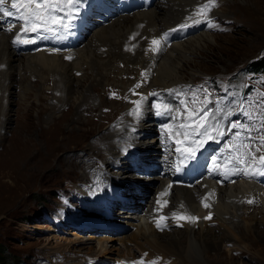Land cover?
Returning a JSON list of instances; mask_svg holds the SVG:
<instances>
[{"label":"rangeland","instance_id":"374dc122","mask_svg":"<svg viewBox=\"0 0 264 264\" xmlns=\"http://www.w3.org/2000/svg\"><path fill=\"white\" fill-rule=\"evenodd\" d=\"M204 5L213 8L214 15L207 13L208 9ZM168 6H172L170 8L172 10L177 6V1L171 0ZM31 7L34 8L35 5ZM193 8L187 21L189 23L195 20L194 23L199 22L198 27L201 28L176 41H184L204 32L211 39L195 44L193 50L181 55L184 75L176 82L177 85L164 88L165 90L162 86H153L145 91L148 77L145 76L136 57L130 55L127 56L129 63L125 64L121 60L116 62L118 68H122L118 69L119 71L129 68V72L119 74L111 72L104 78L97 75L100 81L93 83L94 79H92L89 86L86 85L82 104L79 99L74 98L71 89L65 87L55 72L45 73L43 66L37 61L29 63L26 75L25 72L21 74L12 72L9 75L4 64H0V264H69L68 261L59 262V252L66 250L70 255L88 257L86 264H104L102 259L96 262L90 259L93 252H100L96 244L98 239L104 241L107 246L100 255L104 256L107 253L108 256L113 257L124 255V261L119 263L122 264L127 260L125 245L135 250L136 243L143 244L141 238L131 237L134 228L123 222L128 218L125 216L127 213L129 215L135 212L124 206V196L128 194L127 197L131 199L130 193H136L140 199H136L134 205L146 210L159 185L153 180L151 173L157 176L159 172L161 174L171 170L167 167H146L137 162L140 168L139 171H135L131 164L132 157H128L126 159L129 164L123 166L126 167L123 173L117 167L110 166L108 170L106 169L113 175H123L128 179L124 181V187L115 181H110L112 187L120 186L123 189L121 196L116 198L115 206L106 209L103 213L89 210L86 207L84 194L86 190L95 188L97 190L100 188L101 191L107 190L98 175L94 174L90 180L86 179L92 174L91 167L98 169L103 166L102 162L107 163L105 155L101 154L108 151L109 143H112V134L107 133H113L117 129L123 130L124 126H120L118 120L121 121L126 115L132 116L136 110L141 111L144 109V104L148 106L151 102L148 99L150 93L155 90H160L159 93L163 94L162 91L169 89L167 94H170L172 88H175L172 96L165 95V105L171 106L172 112H176V115L174 113L172 119L165 118L159 123L166 125L165 127L169 125L168 128L173 132H167V139L171 136L174 138L179 136L177 129L182 125L192 128L205 123L204 120L200 123L199 120L196 122L191 118V115H194L192 106L197 105L191 104L195 97L194 101L198 102L195 110L207 109L209 118L207 122L218 121L221 131L225 132L224 135H217L215 139L220 143L225 139L226 131L233 130L230 132L232 136L226 138L225 142H230L236 149L238 148L240 140L233 135L238 129L227 126V120L231 121V125L241 118V122L248 123L247 116L240 112L238 102L244 101L247 106L249 98L251 101L264 98L260 95L264 93V70L257 73L248 67L251 62L264 54V0H211V2L203 0ZM89 29L80 47L93 34L95 27L92 25ZM98 37L99 43L108 40L103 36ZM14 49L18 55L35 50L16 47ZM102 49H105V46ZM131 53H133L132 49ZM122 64L128 67L125 68ZM105 70L107 69L103 71ZM112 90L117 96L111 95ZM74 99L76 102L78 100V103L73 102ZM205 100L208 103H204ZM178 101L181 106L177 104ZM150 107L152 109L151 104ZM128 108L133 109V112L128 113L130 111ZM187 109L190 110L185 112L184 110ZM114 110L120 111L119 118H116ZM151 112L153 115L147 116L142 121V133L138 139L135 138L144 146L141 147L136 142L142 153H147L145 157L152 155V147H149V144L159 130L157 121L152 120L154 110ZM150 121H152V130L149 127ZM49 122L52 124L46 128ZM19 129L24 131L20 132ZM211 130L214 133L216 131L215 128ZM164 133L165 131L160 132L159 136ZM19 135L31 140L29 142L31 147L29 146L30 150L23 161L13 162L11 165L12 142L23 139L19 138ZM253 137L257 140L255 146H260L255 132ZM154 148L157 151L158 146ZM218 149H220L219 144L215 150ZM214 152L209 153L208 160L213 157ZM88 154H92L94 158L89 157ZM259 155H264V147H261V151L257 153V156ZM96 157H102V160ZM162 169L164 171H161ZM254 170L256 169H249L250 172ZM246 178H255L259 185L264 186V177L255 173L248 176L242 173L230 174L226 181L222 182H237ZM255 198L258 203H252L249 213L258 212L259 215L253 222L254 226H251V232L242 229V220H234L231 216L229 218L231 224L229 223L228 228L222 229L212 224L215 226L210 231L214 236H209L210 233L207 232L203 234L204 238H215L214 244L217 247L207 246L203 249L202 245L193 244L189 254L171 245V248L181 254L175 257L171 255L163 260L160 254L155 253L159 256L155 258L156 262L153 264H264V201L260 194ZM231 200L233 202L229 201L228 208L241 215L244 203ZM249 200L253 199L249 197ZM179 208L181 211L186 210L183 205ZM113 218H119L118 222ZM103 222L106 223L104 224L106 227L100 225ZM158 229L161 233L159 238L163 241H167L174 234L176 236L179 231H187L178 224ZM229 231H233L235 235L232 236ZM195 232L193 230V234ZM143 245L149 247L146 243ZM133 253L132 260H139L140 252ZM146 257L142 258L146 259ZM109 263L115 264L111 259Z\"/></svg>","mask_w":264,"mask_h":264},{"label":"bare ground","instance_id":"6f19581e","mask_svg":"<svg viewBox=\"0 0 264 264\" xmlns=\"http://www.w3.org/2000/svg\"><path fill=\"white\" fill-rule=\"evenodd\" d=\"M170 1L171 0H138V8L132 9L130 12H125L122 10L121 6L116 4V1L114 6H112V0H83L80 12L76 17V20H79V25L76 29L73 28V31H69L66 33L65 37L61 39L46 40L45 42L52 45L53 48H40L41 46H44L40 45V41H31L29 42L31 46L39 48H35L33 52H27L23 55L21 53L20 55L16 54L17 51L15 52L14 49L16 47L14 39H16L17 35L22 33V29H24V27H21V25H24V22L20 20L17 14L7 17L6 19L4 16L2 17L3 14L0 13V64H4L6 72L9 75L12 72L19 74L25 72L26 75V68L29 66V63L37 61L43 66L42 69L45 73L55 72L57 77L62 80L65 87L67 89H71L74 98L80 100V103L83 95L86 94V89L92 79H94L93 83H98L99 77H97V75L104 78L108 73L111 74V72L114 74L126 71L129 72V68L119 71L122 68L119 69L116 65V62L119 60L122 62L124 61L125 64L129 63L127 60L128 55L136 57V61L139 66L141 64L140 67H142L145 76L148 77V82L145 84L146 87H144L143 84L145 91H147V89H151L153 86H162V89L169 88L181 80L184 75V66L181 64L180 60L181 55L185 54V52L189 53V51L193 50V46L195 44H198L201 41L204 43L205 40L211 39L209 38V35L204 32L198 33L195 37H191L184 41H176V39L190 34L189 32L195 31V27L190 25L187 21L188 16L193 12V6L197 3H202L203 0H176L177 6L173 7L172 10H170L172 6H168ZM10 2L11 0H9L8 3L9 9ZM102 6L109 7L106 14L102 12L105 11L101 8ZM207 9V13H210L211 16L214 15L215 11H213V8ZM100 13L102 15H100ZM18 20L22 23L18 22ZM92 25L95 27L93 34L86 39L87 41L80 47L82 39L87 35L90 30L89 27ZM181 25L183 26L181 27ZM175 26L177 27L173 28ZM197 28H201V26ZM157 33L158 35H156ZM165 34H167V36H165ZM98 36H101V38L103 36L106 40H108L106 42L99 43L98 41L100 39ZM31 38L32 36L27 39ZM153 39H157L159 43L157 45H152L151 41ZM66 44H68L65 46L66 48H61ZM104 46L105 49H102ZM131 49L133 50V53H131ZM152 49L158 50L153 51ZM89 58L94 59L88 60ZM123 67L125 66L123 65ZM126 67H128V65H126ZM104 69L107 70L103 71ZM97 71L98 73H96ZM159 92L161 91L155 90L152 93ZM111 95L117 96L116 92L113 90L111 91ZM75 99L73 102H76ZM76 103H78V100ZM179 103L180 102L178 101L177 104L180 105ZM143 107L144 109L141 111L136 110V112L134 110L135 112L132 116L126 115V117L124 116L125 118H122L121 121L118 120L120 126H124L123 130L117 129L113 133H107L112 134V143H109L110 148L108 151L101 153L105 155L107 163L102 162L103 166L98 167V169L91 167L93 170L91 172L92 174L89 175V177H86V179L90 180L92 175H98L107 190L101 191L100 188L98 190L95 188L85 191L84 195L85 202L87 204L86 207L89 210L103 213L106 209L115 206L116 198L120 197L123 192V189H121L120 186L124 187V181L128 179H126L123 175H113L107 171L110 166L117 167L119 171L123 173L126 169V167L124 168L123 166L128 163L126 158L132 157L131 164L135 171H139L140 167L138 163L145 165L146 167L149 166L153 168L167 167L168 170L173 171L177 169V165L179 164L181 158L180 153L176 152L175 149L179 147L183 150L189 147L192 138L179 135L176 138L171 136L168 140L167 132L170 131V128H168L169 125H167V127H165L166 125H161L158 127L159 130L157 134H155L150 141L153 144H149V147H152V155L150 154V157H145L144 155L147 153H142L140 147L137 145L139 143L135 138L138 139L139 135L143 131V119L147 118L149 115H153V113L151 112L152 109L150 104L148 106L144 104ZM192 107L194 108L195 106L193 105ZM174 113L176 115V112ZM114 114L116 118L120 117L119 110H114ZM169 117H171V114H169ZM178 118L180 125L181 116ZM153 119L157 121L156 124L159 125L163 118L157 119L154 116L152 120ZM201 120L203 119H199L200 123H202ZM151 122L152 121L149 123L151 124L149 126L150 130L153 129L151 128ZM51 124L49 122L46 125V128H49ZM19 131L22 132L24 129H19ZM19 131L17 133H19ZM162 131H165V133L159 136V133ZM182 137L185 139H182ZM19 138L23 139H19V142H12L11 165L13 162L18 163L23 161L28 155L27 152L30 150L29 146L31 147V144L29 143L31 140L20 135ZM177 140H180L181 143L177 144ZM203 141V147H201L196 153L197 158L193 161H189L186 165L180 166L179 173H183V171L189 169V174L185 176L186 181L183 183L173 181L169 172H163L161 174L159 172V175L157 176L154 173H151L153 180L157 181L159 185L155 190V195L149 208L143 210L137 205H134V201H136V199H140V197L134 192L130 193L132 197L131 199L127 197L128 194L124 196V206L127 209L135 210V212L129 215L127 213L125 216H128V218L123 220V222L134 228L131 237L141 238V240H143L142 243H146L149 247L136 243V249L134 250L133 247L125 245L124 249L127 251V260L122 264H133V262L139 264H153L156 262L155 258L159 256L158 254H160L163 260L167 259L171 255L174 257L175 255H180L181 253L179 254L177 250L175 251V249L171 248V245L179 248L184 253H189L193 244L202 245L203 249L207 246L217 247V245L214 244V237V239H207L204 238L203 234L204 232H207V234L210 233L209 236H214L210 230L214 229L215 225L221 227L222 229L225 227L228 228V225L231 222V220H229L231 216L234 217V220H242V229L244 231L251 232V226L253 225L255 219L258 218L259 213H249V210L253 206L252 203H258L255 198L257 194H260L261 199L264 201V196H262L264 195V186L259 185L257 183L258 180L255 178H246V180L243 181L240 180L229 183L222 182L226 181V178L229 177L230 174L225 175V173L229 172L230 168L227 171H224L223 167L226 165V161L224 159L221 160L220 158L217 159V157L214 159L215 164L213 163V160L206 166L205 162L207 154L213 149L216 141L209 140L207 137L203 138ZM225 143L229 145L230 153H235V157L237 155L235 146L230 142ZM139 145L144 147L141 144ZM156 146L159 148H157V151L154 148ZM191 146L195 148V145ZM38 151L39 150H37V152ZM88 155L89 157H93L92 154ZM96 158L100 161L102 160V157ZM94 162L98 163L96 160H94ZM152 171L155 172V170ZM161 171L164 170L162 169ZM133 176L136 175L133 174ZM110 181H115L120 186L112 187ZM230 196L234 198H229ZM249 197L250 199H253L251 200L253 201L252 203L248 202ZM231 199L244 203L241 215H237L233 209L228 208L229 201L233 202ZM205 204L209 205V207H205ZM181 205L186 207L185 211L180 210L179 207ZM186 215L196 217L197 219L191 220L180 218ZM209 216L210 219H205V217ZM161 217H163V219H161ZM113 220L117 221L119 218H113ZM158 220L164 228H167L172 224H178L183 226L184 230L187 231H179L176 233V236H174V234L172 237L167 239V241L160 240L159 235L161 233L158 231L159 229L157 227ZM104 224L106 223H100L102 227H106ZM219 227H217V229ZM193 230L196 231L194 234ZM230 234L232 236L235 235L233 231H231ZM96 244L98 245L97 249L100 252H93L92 255H90V259L92 261L96 262L97 260L102 259L104 264L105 262L110 264V259L115 262V264H119L120 261H124V255L115 257L112 255L108 256V253L104 256L100 255V253H103V250H106V243L101 239H98L96 240ZM132 246H134V244ZM66 251L59 252V262L68 261L69 264H86L88 257L70 255L69 252L66 253ZM107 251L112 250L107 249ZM134 251L140 252V257L137 261L132 260ZM144 256H147L146 259L142 258ZM177 257L178 256H176V258Z\"/></svg>","mask_w":264,"mask_h":264},{"label":"snow or ice","instance_id":"6c2138e0","mask_svg":"<svg viewBox=\"0 0 264 264\" xmlns=\"http://www.w3.org/2000/svg\"><path fill=\"white\" fill-rule=\"evenodd\" d=\"M8 3L9 0H0V13H2L4 17H10L19 13L20 20L24 22V31L17 35L14 40V42H19L21 37L29 32L35 33L36 37L39 38H47V34H51L55 38H63L73 27V21L80 12L83 0H11L10 9ZM32 5H35V7L32 8ZM204 7L208 8L209 5H204ZM22 9L23 11H21ZM29 25H31V27H29ZM182 26L183 25H181V27ZM165 36H167V34H165ZM158 43L159 41L157 39L151 41L152 45H157ZM152 50L157 51L158 49ZM260 95L264 97V93ZM204 103H208V101L205 100ZM238 103L240 112L247 116L248 123L241 121L232 122L231 126L238 129L233 135L236 139L240 140V144L236 149L237 155L230 162L229 172H226L225 175L242 173L248 176L254 174L249 171V169L252 168L259 169L260 173L264 175V155L257 156V153L261 151V147H264V98L258 101H251L249 98L247 106L244 101ZM193 112L194 116L191 117L193 120L203 119L205 123L192 128H186L182 125L177 129L178 134L192 137L188 148L182 150L177 147L175 149L176 152L180 153L181 157L177 165V171L180 170V166L186 165L189 161H193L197 158L196 153L204 144L202 138L207 137L209 140L214 141L217 135L225 134L224 131H221L218 121L214 123L207 122V109H194ZM211 128L216 129L215 133H210ZM253 132L257 134L260 146H255L257 140L254 139ZM245 133L247 135H245ZM176 143L180 144L181 141L177 140ZM191 145H195V148ZM213 163L215 164V160ZM248 202L252 203L253 201L249 200ZM204 206L209 207L207 204ZM180 218L197 219L190 215ZM161 219H163V217H161ZM205 219H210V216L205 217ZM157 227H161L159 220L157 221ZM133 264H136V262H133Z\"/></svg>","mask_w":264,"mask_h":264},{"label":"trees","instance_id":"16d2710c","mask_svg":"<svg viewBox=\"0 0 264 264\" xmlns=\"http://www.w3.org/2000/svg\"><path fill=\"white\" fill-rule=\"evenodd\" d=\"M248 67L255 71V72H261L264 70V54L256 58L251 64L248 65Z\"/></svg>","mask_w":264,"mask_h":264}]
</instances>
